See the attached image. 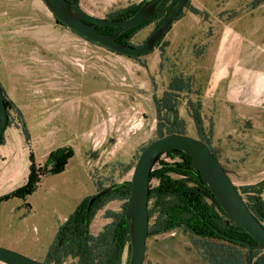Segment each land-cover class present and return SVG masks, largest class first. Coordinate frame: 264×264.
<instances>
[{
    "label": "rangeland",
    "instance_id": "rangeland-1",
    "mask_svg": "<svg viewBox=\"0 0 264 264\" xmlns=\"http://www.w3.org/2000/svg\"><path fill=\"white\" fill-rule=\"evenodd\" d=\"M141 1L78 0V4L86 12L106 18ZM52 21L42 0H0V52L11 54L31 32L50 43L70 44V92L72 103L79 101L76 109L82 111L72 117L70 131L58 133L61 141L71 136L73 156L65 170L41 178L36 191L26 198L30 205V209L24 206L30 211L27 222L10 220L11 237L0 240V246L45 262L44 252L58 224L82 196L95 194L97 185L130 180L142 148L159 135L155 114L148 109L154 108L152 95L160 98L173 74L183 76L190 86L178 95L177 104L185 133L198 137L187 100L199 98L204 126L212 125L213 149L236 187L264 179V0H189L188 8H183L159 46L138 58L101 49L83 38L69 41L55 30ZM154 27L152 22L139 29L130 43L142 45ZM160 49L161 67L154 60ZM86 109L87 116L83 113ZM11 113L13 123L20 127L23 121L26 125L21 113ZM262 195L264 199V192ZM18 202L21 200L13 199L0 205V213L7 214ZM109 204L95 214L92 234L111 221L105 217L106 210L122 211L123 201L116 200L114 208ZM16 236L24 238L16 240ZM126 259L125 252L124 263ZM70 262L67 259L63 264ZM144 264L209 263L195 249L192 235L175 229L147 238Z\"/></svg>",
    "mask_w": 264,
    "mask_h": 264
},
{
    "label": "trees",
    "instance_id": "trees-1",
    "mask_svg": "<svg viewBox=\"0 0 264 264\" xmlns=\"http://www.w3.org/2000/svg\"><path fill=\"white\" fill-rule=\"evenodd\" d=\"M69 1L78 4V0ZM144 2L145 0L139 4L130 5L115 11L106 18L114 20L128 18ZM175 2L176 0H162L151 17L135 27L118 33L116 40L134 46L130 43L133 34L152 22L155 23L154 29L158 27ZM183 8H188V2ZM182 10L173 19L172 23L180 19ZM189 10L197 13L194 9ZM54 18L57 24L67 27L58 21L55 16ZM170 28L171 26L168 30ZM97 29L105 34H111L119 30L108 26H97ZM71 31L74 32L73 30ZM164 35L157 40L154 48L159 46ZM84 39L89 41L86 38ZM160 53L163 61V51L161 49ZM140 56L142 55L129 58H138ZM189 89L188 80L179 74H173L161 97L158 98L153 95L158 137L171 133L186 134L185 122L178 114L177 104L178 95L189 91ZM2 91L8 115L7 126H9L12 122L11 112L15 111L17 115L20 113L13 102L6 96L3 88ZM187 107L188 115L192 119L198 134V137L195 138L205 142L218 159L212 146V125L210 123L209 128L206 129L203 123L201 100L199 98L195 102L187 100ZM20 127L25 140L28 142L30 135L23 121H21ZM2 142L3 134L0 138V145ZM72 156L73 149L70 146L59 147L50 151L45 163L39 165L35 162L34 155L30 152L29 175L26 182L13 191L1 195L0 202L12 198L24 200L36 191L43 176L56 175L63 172ZM226 172L228 173L227 170ZM151 180L156 181V184L149 185L147 238L175 229L183 230L192 235L195 249L209 264H247V247L240 244L238 240L247 241L252 246L256 245V241L221 209L215 197L202 181L198 169L189 156L180 150H170L159 154L155 158L149 174V182ZM236 188L252 214L264 225V199L262 195L264 192V179L252 185ZM107 189L108 191L98 195ZM129 192L130 180L110 183L103 187L97 185V192L84 197L58 226L53 241L46 251L44 263L63 264L67 259H70L71 262L69 264H128L130 240L124 213ZM93 197L95 199L89 205V201ZM115 200L123 201L122 211L106 210L105 217L110 218L111 221L99 233L92 234L90 225L97 211L102 209L107 203ZM24 205L30 209L28 203H24ZM125 252L127 253V259L124 263ZM251 264H264V250L260 248L252 249Z\"/></svg>",
    "mask_w": 264,
    "mask_h": 264
},
{
    "label": "water",
    "instance_id": "water-1",
    "mask_svg": "<svg viewBox=\"0 0 264 264\" xmlns=\"http://www.w3.org/2000/svg\"><path fill=\"white\" fill-rule=\"evenodd\" d=\"M42 1L58 21L77 34L116 54L127 57L139 56L152 51L157 40L165 34L173 19L188 2V0H176L163 21L150 33L144 43L140 46H132L117 41V34L135 27L151 17L162 0H146L132 16L121 20L92 15L79 4L69 0ZM97 26H108L119 30L111 34H105L100 32ZM7 124L8 115L0 85V138ZM170 150H180L192 159L202 181L215 197L221 209L256 241V245L252 246L247 241L238 240L240 244L247 247V264H251L252 249L260 248L264 250V225L249 210L229 174L207 144L195 137L178 133L166 134L151 141L142 150L134 165L130 179L129 197L124 213L130 240L128 264H144L149 226V174L155 158L159 154ZM106 191L108 189L98 195ZM95 197L90 199L89 205ZM0 262L2 264H46L3 246H0Z\"/></svg>",
    "mask_w": 264,
    "mask_h": 264
},
{
    "label": "crops",
    "instance_id": "crops-1",
    "mask_svg": "<svg viewBox=\"0 0 264 264\" xmlns=\"http://www.w3.org/2000/svg\"><path fill=\"white\" fill-rule=\"evenodd\" d=\"M51 15L53 17L52 24L57 28L55 30L67 36L69 41L73 37L83 38L68 27L57 24L54 15L52 13ZM34 35L35 32H31L24 36L21 46L16 48V45L11 54L5 55L4 52H0L3 63L0 71V85L19 113L22 114L30 135L27 142L19 124L13 122L6 127L3 133V142L0 145V196L13 191L26 182L29 175L30 152L34 155L35 162L43 165L50 151L71 145V136L64 137L61 141L57 138L58 133L64 132L65 129L70 131L72 117L78 112L82 113L80 108L76 109L79 101L75 104L72 103L70 92L72 83L71 45L56 44L53 41L50 43L48 38H38ZM97 46L101 49L104 48ZM155 59L158 60L161 67V53L156 54ZM151 83L152 80H150ZM84 84H86V80ZM78 98L80 100V97ZM139 106L143 107V105ZM148 109L149 111L153 110L155 114V105L154 108L148 107ZM83 113L87 116L88 110H84ZM78 124H80L79 121ZM84 134L86 136L84 138L87 139L86 130ZM26 198L24 200L12 198L0 202V205H6L13 199L21 200L17 205L10 207L7 214L0 213V240H8L11 237L8 234L10 222H15L16 219L23 224L27 222L26 218L30 211L24 208V203H27ZM83 198L84 196L78 203ZM109 207H117L116 200L111 201ZM65 219L60 221L58 226ZM4 229H7V232ZM23 238V236H16V240H23Z\"/></svg>",
    "mask_w": 264,
    "mask_h": 264
},
{
    "label": "bare ground",
    "instance_id": "bare-ground-1",
    "mask_svg": "<svg viewBox=\"0 0 264 264\" xmlns=\"http://www.w3.org/2000/svg\"><path fill=\"white\" fill-rule=\"evenodd\" d=\"M252 79V78H251ZM263 81V80H262ZM259 84V83H258ZM258 94V93H257Z\"/></svg>",
    "mask_w": 264,
    "mask_h": 264
}]
</instances>
